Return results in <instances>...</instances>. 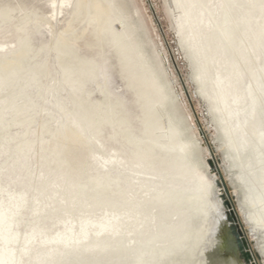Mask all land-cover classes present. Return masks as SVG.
Segmentation results:
<instances>
[{"label": "rangeland", "instance_id": "rangeland-1", "mask_svg": "<svg viewBox=\"0 0 264 264\" xmlns=\"http://www.w3.org/2000/svg\"><path fill=\"white\" fill-rule=\"evenodd\" d=\"M93 1L0 0V62L29 49L13 92L15 104L33 118L0 132V216H7L0 222V263L36 264V254L52 250L66 253L60 264H132L137 241L169 229L171 237L156 246L171 244L197 220L187 206L177 208L154 194L208 190L215 199L207 141L230 180L245 230L252 232L250 207L241 205L249 193L236 178L238 157L253 156L264 130V0H233L228 6L225 0H98L104 8L99 20L92 18ZM226 8L229 37L222 29ZM60 45L95 65V76H83L76 95L58 59ZM79 97L90 110L81 119L84 139L65 156L84 176L108 173L124 190L123 196L115 191L116 201L141 211L119 219L101 207H63L59 166L46 159L47 147ZM18 144L30 146L20 158ZM180 145L188 147L185 156ZM263 157L261 150L255 173ZM253 208L263 224L264 213ZM86 219L101 225H90L89 238L76 241L69 232L79 237ZM242 232L254 264H264L257 235L248 239ZM59 234L61 239H49ZM202 243L188 242L174 263L202 264L208 254L227 255ZM197 245L205 258L202 251L193 253ZM254 253L260 255L257 263ZM236 256L244 263L240 252Z\"/></svg>", "mask_w": 264, "mask_h": 264}, {"label": "bare ground", "instance_id": "bare-ground-1", "mask_svg": "<svg viewBox=\"0 0 264 264\" xmlns=\"http://www.w3.org/2000/svg\"><path fill=\"white\" fill-rule=\"evenodd\" d=\"M225 1L227 4L226 6H228V4L231 3L233 0H225ZM93 4L95 6V10L92 18L94 20H99L104 13V8L99 5L98 0H94ZM230 12L231 10H229L228 8L225 9V15L222 26L224 36L227 37H229L230 29H231V27L229 26ZM68 50H69L68 48L66 50L60 45L58 47V59L60 65H62V67L65 69L66 79L68 80L72 89L74 90V95H76L77 94L76 91L79 89L78 87L80 84V79L85 75L91 77L95 76V69H94L95 65L93 63L81 62L78 58H75L73 55H71ZM28 51L29 49L25 47L21 51L19 58L13 59V61L0 62V132L6 130L8 127L12 125L22 124L26 122L29 123L33 121V118L26 113L25 107L23 105L15 104V99L17 97V94H14L13 92V88L15 84L20 80L21 72L25 69L24 67L25 58L23 56L26 55ZM33 81L34 80L32 79L30 80L31 83H33ZM76 104H77L76 106L77 109H75L74 113L68 114L66 123L63 125V129L61 130V132L59 134H54L52 136V139H54L53 145L49 148L47 147L50 157L48 156L49 158L47 157L46 159L47 160L50 159L51 162H57L59 166V170H60L59 177L61 178V181L59 182L57 192L63 194L62 196L63 207L68 211H72L74 209V205L76 204H79L82 207H85L90 210L93 209L94 207H101L105 211L115 212V214L118 215L117 217H120L119 219H122L123 215H125L126 213L139 212L140 207L135 206L131 202L125 206L122 203L120 204L119 203L120 201H116V198L114 196L115 191L121 193L122 196L124 193V190H122V187L117 183L116 179L112 178L108 173L91 174L88 176H84V174L82 173L83 171L82 169L79 168L76 171H74V168L71 166L70 163L71 161L67 156H65L64 154L65 151H67L73 145L78 146L80 142L84 139L83 129L85 128V126L81 124V119L87 118L90 111L86 109L85 105L83 104V101L80 100V97ZM8 109H10V116L7 118L6 114ZM105 118L107 119V117ZM263 148H264V130L257 137V140L253 147V156L248 158L246 161H243V159L240 156L238 157V162L240 163L241 169L237 175L236 181H239L240 184L249 193L247 194V197L245 196L241 197L242 198L241 205H243V207L246 208L250 207L249 212H247L246 214L247 221L251 225L252 232L257 235L258 241L260 240L259 244L262 249L261 253L264 255V221H263L264 217H262L261 222L263 224H261L259 223L260 222L259 220L260 218L258 217L259 215L257 216V214L253 212L254 209L253 207L255 206L258 208V210L261 209L262 212L264 213V165L262 166L263 163L261 164L260 171H258L257 173L254 172L256 169L252 167L254 162L256 161L259 162V159L262 160V158H258V155L261 153V150H264ZM29 150H30L29 144H18L17 151L19 154V158L22 155H26ZM179 151L183 156H185L188 153V147L186 145H180ZM208 165L211 174L213 175V178L215 180L216 192L214 190L212 191L215 195V199L214 198L212 199L210 197L211 195L209 196L208 190L199 191V192L198 191L186 192L184 190L182 191L160 190L154 194L157 200H160L164 203H173L175 206H177V208H180L182 206H187L189 209V214H190L189 216L191 220L193 221L197 220V224L192 229L185 230L181 234L172 237L174 241L168 245L165 244L157 247L156 243L161 238L166 239L171 237V235H169L170 234L169 229L137 241L134 246V248L136 249V255L134 262L132 264H159V262L162 263L164 262L163 264H175L174 259L179 256L177 254H179V252L184 247L186 248L188 242L197 244L201 240H203V243L206 244L208 243L209 245L208 249H212L211 246L214 247L217 246L216 249H218L220 252H224L225 247H227L226 243H228V241H231L232 238L230 237L231 235L228 227L229 222L226 219V209L224 208L221 197L219 196L220 187L216 184V180L218 177L211 169L209 163ZM258 165L260 164L258 163ZM220 167L223 168L221 163H220ZM253 169L255 170L253 171ZM250 170L251 172L249 173ZM228 180L229 179L226 178V181ZM229 181L228 183L230 184ZM251 192L253 195L251 194ZM216 194L218 197L216 196ZM231 194L235 199V196L232 193V188H231ZM49 199H51V197ZM124 200H126V198ZM236 207L237 208L235 211L237 212V218H238V222L240 223L241 230H243L247 234V237L249 239V237H251L253 233L250 232L249 228L248 230H245L246 222L242 220L241 214L238 211L241 210V207L239 208L237 205ZM109 220H106L104 222L108 223ZM6 221H7V216L5 215L0 216L1 223H4ZM94 223H97V225H101L100 224L101 222H95L89 219L84 220L82 222V228L79 237L74 236L71 232L69 233L70 235H72V237L75 238L76 241L88 239L89 227ZM45 233L47 234V232ZM108 234H111L113 237H116L117 239L118 238L123 239L122 237H117V234H114V232L109 231ZM62 237L63 234H59L54 237H49V239L55 240L56 238L61 239ZM10 238L13 239V236H10ZM202 244L201 246L205 245ZM196 247L197 248L193 250V253H195L196 250L201 249L200 245L199 246L197 245ZM206 252H208V250H206ZM64 254L66 253L51 250L44 253L41 252V254H36L34 260L36 261V264H60L59 260L63 257ZM202 255H204L205 258V254L203 253ZM225 255H226L225 257L222 256L221 258H217V256L214 257L208 254L206 256L207 259H205L204 261L202 260L203 261L202 264H245L240 262L238 260V257L233 252L230 251L228 253L225 252ZM8 256L14 258V256H16V252L11 251L8 254ZM259 256L254 253V258L256 259V263L258 262L257 260L259 259ZM7 264H12V263H7Z\"/></svg>", "mask_w": 264, "mask_h": 264}, {"label": "water", "instance_id": "water-1", "mask_svg": "<svg viewBox=\"0 0 264 264\" xmlns=\"http://www.w3.org/2000/svg\"><path fill=\"white\" fill-rule=\"evenodd\" d=\"M186 93L187 96L190 98L187 91ZM207 146L211 153L210 158H208V163L210 164L213 172L218 177L216 180V184L220 187L219 196L221 197L222 204L226 209V219L229 222V232L231 235L234 236L231 241H228V243H226L227 247H225L224 252L228 253L230 251L233 252L235 255L237 252H240V254L244 258L245 264H254L253 256L249 251L248 246L243 240V232L241 230L240 223L238 222L237 212L235 211L237 207L235 199L231 194V186L228 181H226L225 171L222 167H220L221 162L218 158L215 157V151L209 141H207Z\"/></svg>", "mask_w": 264, "mask_h": 264}]
</instances>
